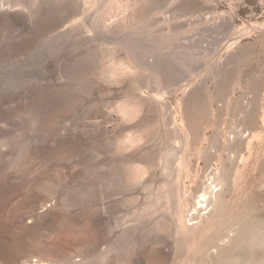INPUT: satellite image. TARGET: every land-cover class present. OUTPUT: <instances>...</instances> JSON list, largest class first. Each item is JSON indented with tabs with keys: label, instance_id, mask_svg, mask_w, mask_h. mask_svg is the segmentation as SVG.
Masks as SVG:
<instances>
[{
	"label": "rangeland",
	"instance_id": "obj_1",
	"mask_svg": "<svg viewBox=\"0 0 264 264\" xmlns=\"http://www.w3.org/2000/svg\"><path fill=\"white\" fill-rule=\"evenodd\" d=\"M74 1L49 0L39 15L51 24ZM101 1L105 9L117 3ZM118 3L124 16L84 22L97 38L83 28L34 38L17 83L5 82L10 69L0 64V264H169L168 219L113 232L108 223L143 205L140 184L165 180L156 162L169 145L176 102L201 170L216 161L200 160V152L222 135L226 158L235 148L247 154V140L264 134V0ZM9 15L0 14L3 48L29 39L6 27ZM61 64L63 83L54 79ZM31 77L51 83L35 87ZM129 133L146 139L130 146ZM261 148L247 165L249 187L264 181V142ZM249 192L261 209L264 188Z\"/></svg>",
	"mask_w": 264,
	"mask_h": 264
},
{
	"label": "bare ground",
	"instance_id": "obj_2",
	"mask_svg": "<svg viewBox=\"0 0 264 264\" xmlns=\"http://www.w3.org/2000/svg\"><path fill=\"white\" fill-rule=\"evenodd\" d=\"M48 1L0 0V14L10 13L11 19L6 23V27L24 32L29 36V39L21 44L0 47V64H5L10 69L9 73L0 72V75L3 73L7 77L5 82L17 83L21 80L16 69L20 67L19 64H24L27 56H30L28 52L30 42L34 38L46 35L45 33L52 30L57 31V36H63L82 28L87 29L91 37L97 38L98 33L94 26L91 28L84 26L88 17H91L94 23H97L101 17H108L105 22H109L110 19H115L118 13H123L124 16L125 10L119 6L120 0H111L117 3L115 7L111 6L107 9L101 8V0H82L81 2L75 0L70 5L61 6L59 11L63 15H59L60 17L50 24L45 23L39 15V9ZM15 10H21L24 14L18 15L14 12ZM77 10L82 11L81 15L76 16ZM72 16L74 17L70 20ZM65 75L67 76L61 64L54 79L57 80L56 82L63 83ZM49 78L42 77L37 81L31 77L27 81L35 87L43 88L50 82ZM145 92L142 93L145 94ZM31 93L33 92H22L26 98H31ZM155 98L158 100L161 96L157 95ZM6 102L15 104L18 100L10 99ZM176 103L178 104L176 114L172 116V122L165 128L169 145L156 162V167L165 180L156 182L150 178L140 184L143 205L116 221L114 225L107 222L109 231L113 232L116 228L141 221H151L155 224L160 219L166 218L173 228L169 264H264V205L258 209V205L252 202L254 199L250 201L255 194L249 192L250 189L257 191L258 188H264V181L249 187L247 179L249 174L247 165H250L251 155L260 153L264 134L254 133L247 140V154L244 155L235 148L233 156L228 153L226 158L223 157L227 151V143L222 135L211 149L200 152V160L211 157L216 161L211 169H208L207 165L201 170L193 164L196 153L191 151L188 128L179 112L181 102L178 100ZM120 108L122 116L126 118L129 113L127 106L122 105ZM261 123H264V116ZM116 132L117 136H120L121 130L118 129ZM231 138L234 140L233 144L238 142L235 135ZM145 139L143 135L129 133L125 141L131 146ZM142 147L144 149L146 145ZM257 161L255 158L253 166ZM136 171L139 177L149 173L142 167H136ZM173 172L176 180L172 179Z\"/></svg>",
	"mask_w": 264,
	"mask_h": 264
},
{
	"label": "built area",
	"instance_id": "obj_3",
	"mask_svg": "<svg viewBox=\"0 0 264 264\" xmlns=\"http://www.w3.org/2000/svg\"><path fill=\"white\" fill-rule=\"evenodd\" d=\"M33 263H37L36 261H34Z\"/></svg>",
	"mask_w": 264,
	"mask_h": 264
}]
</instances>
